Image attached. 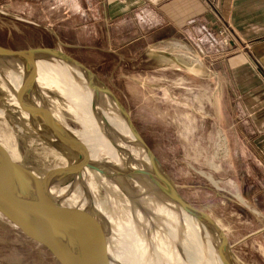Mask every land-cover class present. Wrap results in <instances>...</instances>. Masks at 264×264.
<instances>
[{"label":"rangeland","instance_id":"rangeland-1","mask_svg":"<svg viewBox=\"0 0 264 264\" xmlns=\"http://www.w3.org/2000/svg\"><path fill=\"white\" fill-rule=\"evenodd\" d=\"M96 3L0 0V45L15 50L56 48L85 65L128 111L168 183L222 228L234 254L233 264H264V210L245 198L237 166L229 159L223 121L216 117L219 93L215 95L213 78L203 64L206 57L192 55L176 40H134L142 32L133 19H124L118 33L116 22L106 19L105 8ZM43 57L31 59L42 93L72 127L83 149L92 153L95 140L105 135L106 119L94 104H77L78 98L60 76L37 67ZM0 58L4 74L6 70L10 74L8 58ZM12 76L29 81L24 71ZM25 104L30 113L0 87V138L19 162L43 175L67 164L73 153L69 145H57L33 100L26 98ZM30 120L49 130L45 137L36 133ZM87 169L91 183L77 181V168L52 184L51 199L59 207L70 205L66 213L72 224L96 202L109 255L126 264H182L186 251L198 245L173 202L144 193L130 176L119 175L125 187L121 190L109 176ZM54 193L61 194L59 200ZM0 264L58 263L0 213Z\"/></svg>","mask_w":264,"mask_h":264},{"label":"crops","instance_id":"crops-1","mask_svg":"<svg viewBox=\"0 0 264 264\" xmlns=\"http://www.w3.org/2000/svg\"><path fill=\"white\" fill-rule=\"evenodd\" d=\"M96 4L105 8L106 19L116 22L118 33L124 19H133L142 32L134 40H176L192 55L206 57L203 64L213 78L215 95L219 93L216 117L223 121L229 159L237 166L245 198L264 210V0H97ZM223 26L229 28L227 44L220 33Z\"/></svg>","mask_w":264,"mask_h":264},{"label":"water","instance_id":"water-1","mask_svg":"<svg viewBox=\"0 0 264 264\" xmlns=\"http://www.w3.org/2000/svg\"><path fill=\"white\" fill-rule=\"evenodd\" d=\"M47 52H51L55 56L75 66L79 64L88 72L87 77L94 82L95 87L106 93L115 102L119 113L125 118L133 131L138 145L143 147L145 156L152 163L150 170H147L145 167L134 169L130 171L131 175L150 184V188L161 194L164 198L175 203L188 214L196 216L205 222L220 239L221 248L227 256L226 264H233L234 254L222 228L211 215L193 206L168 183L162 175L159 164L152 154L151 149L131 120L128 111L115 94L91 70L72 56L56 48L34 47L15 50L0 45V57L6 58L23 57L31 61L33 57L47 54ZM29 79V82H31L30 86L25 84L16 88L11 85H5L0 77V87L9 98L15 99L18 105L27 113H30L31 110L26 108V98L33 100L34 103H38L39 105L35 106L34 109L38 113L41 112L46 125L53 132L55 131L59 134L55 128V124L64 126L62 121L52 107L43 103L42 96L40 100H36L40 90L36 85L34 74ZM65 128L68 132L69 139L67 138L65 140L64 137L63 141L66 145L72 146L71 149L76 150L77 153H74L69 158L67 164L49 169L43 175H38L30 171L24 164L19 162L13 156L5 142L0 138V213L11 224L17 227L24 236L45 249L58 264H126L119 259L99 252V250L78 238L72 229L75 228L76 223L74 222L72 224L71 219L67 218L66 212L69 207L63 208L57 206V209H53V203L56 202L51 199V186L59 176H63L73 169H76V157H78L80 162L78 164L79 168L89 167L108 175L96 163L90 161L86 154L85 158L82 156L80 150L81 144H79L77 138L75 139V133L67 125ZM61 138L63 139V137ZM158 176L162 178V183H159L155 179Z\"/></svg>","mask_w":264,"mask_h":264},{"label":"bare ground","instance_id":"bare-ground-1","mask_svg":"<svg viewBox=\"0 0 264 264\" xmlns=\"http://www.w3.org/2000/svg\"><path fill=\"white\" fill-rule=\"evenodd\" d=\"M40 56H44L45 58L43 57L39 59V63L37 62V67L39 66L46 70H51L55 74L60 76L64 80L63 82H65L68 89H71V91L74 92L73 95L75 96V98L76 99L78 98L76 101L77 104L88 105L89 107H90V104L91 105L94 104L96 109L101 110V114H103V117L106 119L105 125L107 126V129L104 132L105 133L104 137L100 135L99 138L95 140V141H98L97 144L103 145L102 149L101 150L98 149L100 145L97 146L96 144L94 145V149L92 148V153H87L83 149V146H81L80 150H81L82 156L85 158V154H86L89 160L92 161L93 163H96L100 169H103L104 172L108 174V175L106 174L104 175L109 176L113 181H115L116 185L121 190H124L125 187L121 179L119 178L120 177L119 175H126V176L132 177L136 183H139L140 185H142L144 189V193L155 194V196H158L159 198H163L161 194H159L158 192L150 188L149 186L150 184L145 183L143 180L135 178L133 177V175H131L130 171H133L134 169H141L142 167H145L147 170H150L152 168V163L150 159L145 156L143 147L138 145L137 139L133 131L129 127L125 118L119 113L118 107L115 104V102L106 93L102 92L101 90L95 87L94 82L91 81L87 77L88 72L83 67H81L79 64L75 66L65 61L64 59L55 56L51 52L49 53L47 52V54L40 55ZM46 58L47 59L49 58V59L47 60ZM1 60H3V58H0V77L2 81L5 83V85H11L16 88L21 87L25 84L29 86L31 85V82H29L30 79L29 81L27 80L28 81L27 82L24 79L16 80L12 76V72L14 74L17 72L24 71L25 74H27L30 78L32 74H34V70H33L34 66L31 61L25 59L26 62L20 63L19 61L16 60V58H8L6 59V62L8 63L10 74H7V70L5 71V74H4L5 69L2 68ZM1 74L4 76V79H3V76H1ZM43 78L46 79V77H43ZM36 85L38 86L40 90L39 96L38 98H36V100L37 99L40 100L42 96L43 103L46 105L47 104L49 105L48 100L43 94L44 90L42 89L41 85L39 84L37 80H36ZM10 100L13 101L14 104L16 105L18 104L15 99L10 98ZM38 105H39L38 103H35V106H38ZM54 112L59 117V119L62 121L65 127L67 125L69 128L72 129V127L68 125V122L63 117H61L57 111L54 110ZM39 114L43 116L41 112H39ZM109 114H111L112 117ZM33 120H30V121H31V124L34 126L33 128H35L34 130L36 131V133L42 137L43 136L45 137V134L48 133L49 130L42 129L40 127L41 125H39L41 123L37 124L39 126H36L35 124H33L32 122ZM96 123H98L99 125L100 122L97 121ZM64 126L60 124L59 125L55 124V128L57 129L60 135L57 134V132L52 131L51 136H53V139L54 138L56 139L57 145L58 144H60L61 146L66 145L64 144L63 140H64V137H65V140H67L68 132L65 130L66 128ZM61 137H63V139ZM76 138L77 137H75V139ZM71 151L73 155L74 153H77L76 150L71 149ZM11 153L13 154L14 157L16 156L13 149H11ZM15 158L18 159L17 156ZM79 163L80 162L78 160V157H76L75 165H76V170L78 168V172H79L77 181L80 180L81 182L83 181L87 183L90 182V177L88 174L87 167H84V168L81 167L82 168L81 169L79 168V165H78ZM80 169L81 171H79ZM60 177L61 176H59V178ZM155 179L159 181V183L163 182L160 176L156 177ZM214 184L216 185L217 181H214ZM90 190H91V187H90ZM88 192L89 191H87L86 193L87 195L89 194ZM54 194H55L54 195L55 198L57 199L58 197L61 196L60 193H59L60 195L57 193H54ZM81 202L84 203V200H82ZM57 206L58 205L56 203H53V209H57ZM174 206L176 210H180L181 212H183L182 216L184 217V222L188 225V228L190 229L189 234L192 235L194 237V240H196V242L198 243V245L192 246L190 250L186 251L183 260H181L183 261L182 264H226L227 256L224 254V251L221 248V245H220L221 242L218 236L207 226L205 222L201 221L196 216H192L188 214L185 210H183L182 208H179L175 203H174ZM98 210H99V207L97 203L96 202L93 203V207L91 211L89 213H86L84 217L78 218L75 228H72V229L75 235L81 240L85 241L86 244L99 250V252L101 253L109 255L107 251L108 249V245H107L108 240L106 236L107 234L104 232L102 228V224L98 222L96 218L97 217L96 214Z\"/></svg>","mask_w":264,"mask_h":264},{"label":"built area","instance_id":"built-area-1","mask_svg":"<svg viewBox=\"0 0 264 264\" xmlns=\"http://www.w3.org/2000/svg\"><path fill=\"white\" fill-rule=\"evenodd\" d=\"M216 16H217V18L222 19L221 15H220L219 13H216ZM220 33H221V35H223V42L227 44V43H228V33H229V28L223 26V27L221 28Z\"/></svg>","mask_w":264,"mask_h":264}]
</instances>
